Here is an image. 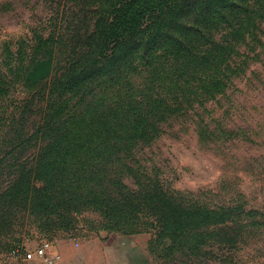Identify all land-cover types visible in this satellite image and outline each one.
I'll list each match as a JSON object with an SVG mask.
<instances>
[{
	"label": "rangeland",
	"instance_id": "374dc122",
	"mask_svg": "<svg viewBox=\"0 0 264 264\" xmlns=\"http://www.w3.org/2000/svg\"><path fill=\"white\" fill-rule=\"evenodd\" d=\"M180 1H184L186 6L192 0H154L153 9L173 8ZM81 3V0H0V139H12L15 133L11 131L14 130L23 139L32 137L30 145L13 151L0 144V159L9 153L8 161L0 162V192L6 185L14 183L21 173L26 174V179L37 188L43 186L37 181L43 176L53 180L60 175L62 188L68 186L65 179L72 177L67 193L70 199L76 194L85 197L87 193L100 192L89 180V184H79L77 180L79 171L71 162V149L79 146L76 148L78 161L83 160L81 163H87V168L95 169H85L87 179L89 175L92 181H98L99 176L105 173L109 179L119 181L126 188V193L137 191V181L144 191L157 187L174 205L201 206L208 209L206 211L216 212L220 216L215 221H222L216 223L217 228L229 230L235 237L234 244H227L222 241V237L228 238L227 235L208 231H187L180 236L176 231L174 236L171 226L165 225L159 232L166 237L153 235L150 240L145 233L118 240L116 237L109 240L108 237L110 242L119 241L126 245L120 253L111 252L116 258L119 255L124 259L117 260L116 264L118 261L125 264H264V89L256 81L249 84L248 73L227 92L231 101L214 94L209 80L194 85L190 90L193 104L184 106L190 111L181 117L167 113L177 110L180 104L174 101L173 85H164L161 78L143 70L136 61V75L124 76L121 83L127 92L131 88L134 91L135 98L127 107L118 104L110 108L103 119H96V116V120L88 125H82V122L72 124L62 141L61 137H56L61 141V147L50 151L43 149L45 134H41L51 112L48 107L41 108L45 103L44 89H41L43 82L33 84L32 81L47 73L50 76L59 73L64 62L76 53L80 45L76 38L82 24L78 14ZM149 22H142L140 26V29H146V35L152 27ZM129 32L124 30L122 36L125 40ZM107 55L110 56V52ZM38 62H43L44 67L39 68ZM33 69H37V73L29 76ZM250 69L258 72L264 81V64ZM57 93L50 97L53 107L61 104ZM156 97L162 100L154 105L155 100L152 99ZM100 98L105 103L118 102L114 93ZM30 99L33 107L28 104ZM220 99L222 101L218 104ZM25 106L28 107L21 116L16 114ZM228 107L231 111L226 114ZM139 110L150 112L149 122H159L156 134L150 135L146 130L148 128L140 121L142 114L138 115ZM87 112L88 107H83L78 113L85 115ZM131 113L135 118L126 117ZM157 113L163 121L157 118ZM14 118L21 122L8 126ZM198 124L199 129L203 126L208 128V132L201 136V142ZM238 126L250 127L253 131L250 137L245 138L244 132L238 133ZM119 132L122 133L116 136ZM225 132L231 134L234 142L219 146L228 136ZM211 141L216 143L211 144ZM104 146L116 147L113 150L118 151L111 158L119 162L113 165L116 178L110 175L109 166L88 164L96 154L89 150L104 151ZM79 151L83 152L80 154ZM57 155H60L58 159L51 158ZM52 189L54 191L56 187L53 185ZM107 193L115 198L118 191L110 187ZM37 195L41 194L27 192L16 195L10 192L12 203L7 217L20 220L23 222L21 226L26 228L14 229L13 238H18L21 244H13L12 235L9 239L0 237V264H21L14 251L20 249L21 254L34 251L42 241L57 246L75 239L77 243L91 245L109 236L107 218L94 208H85L83 203L82 209L86 210L81 211L77 204L75 209L81 210L63 216L64 220L53 217V211L41 212L44 216H38V205L45 199ZM56 221L66 223V227L64 224L53 227ZM253 223L263 224V227H251Z\"/></svg>",
	"mask_w": 264,
	"mask_h": 264
},
{
	"label": "trees",
	"instance_id": "16d2710c",
	"mask_svg": "<svg viewBox=\"0 0 264 264\" xmlns=\"http://www.w3.org/2000/svg\"><path fill=\"white\" fill-rule=\"evenodd\" d=\"M153 1L81 0L78 14L82 24L76 38V43L80 44L76 53L64 62L59 73L53 76L47 73L32 81L33 84L38 81L43 82L41 89H44L45 103L41 105V108L48 107L51 112L46 118L45 130L41 134L42 136L45 134L43 149L50 151L61 147L62 137L68 134L70 126L74 123L82 122V125L83 123L88 125L99 117L103 119L102 116L118 104L121 107H127L135 98L134 91L131 88L127 92L121 83L124 76L136 75V61L141 64L143 70L154 74L155 78H161L164 85H173L174 101L180 104L177 110H169L167 113H173L176 116H187L190 109L184 106L193 104L190 90L194 85L208 80L209 84L213 85L214 94L230 101L227 92L234 89V83L245 78L247 73L250 75L249 84L256 81L264 89V81L259 73L250 69L251 66L264 64V0H192L186 6L184 1H180L173 8L168 6L165 9L155 10ZM146 21L152 24L148 35H146V29H140L141 23L144 24ZM125 29L130 31L126 40L122 36ZM109 52L110 56L107 55ZM38 67H44V63L38 62ZM36 73L37 69H33L28 75ZM54 93H57V99L61 101L57 107H53L50 101ZM111 93L116 95L118 102L105 103L100 98L101 95ZM31 99L28 104L33 107L34 103ZM96 99L98 101L95 103ZM221 99L218 100V104L222 101ZM152 100H155L154 105H157L162 99L156 97ZM150 105L153 104L150 103ZM165 106L168 107L166 104ZM27 107L25 106L16 114L20 113L21 116ZM83 107H88V112L80 115L78 112ZM229 109L228 107L226 114L230 113ZM127 113H129L128 109ZM139 114H142L140 121L148 128L146 130L149 134H156L159 122L157 124L149 122V111L139 110ZM129 116L135 118L134 113L126 117ZM156 116L163 121L158 113ZM19 119L22 120V118ZM18 122L21 121L14 118L8 126H14ZM238 127V133L244 132L245 138H249L253 132L250 127ZM197 128L199 139L208 132L206 126L199 129L198 124ZM232 128L235 129V126L233 125ZM11 132L15 133L12 139H0V144L6 149L10 148L13 151L32 142V137L23 139L17 130ZM121 133L119 132L116 136ZM226 134L227 138L219 143V146L232 145L234 142L231 134ZM56 137H61V141ZM251 141L249 139V142ZM207 143L210 144L209 141ZM214 143L216 142L211 141V144ZM78 147L73 146L71 149V162L78 167L77 171H79L77 180L79 184H89V180L92 186L100 189V192L87 193L85 197L76 194L70 199L67 193L72 185L70 182L73 180L72 177L65 179L69 183L62 188L59 185L60 175H56L53 180L43 176L37 179L38 182L43 183V186L37 188L29 179H26V174L21 173L14 183L6 185L0 192V237L9 239V235L10 238L12 235L13 238L15 227L20 229L21 224L23 225L20 220L7 217L11 202L10 192L13 191L16 195H25L27 192L40 193L41 195L37 196L41 199L44 197L45 201L38 205V216H44L41 212L53 211L55 212L53 217L64 220L63 216L67 217L69 214L79 212L83 203L85 208H94L107 218L110 224L108 225L109 233L126 236L145 233L151 240L153 235L158 238L166 237V234L159 232L165 225L171 226L174 236L176 231L180 233L177 236L187 231L192 233L208 231L222 236L225 234L228 238L222 237V241L234 244L235 237L228 232L229 230L226 231L223 228L226 231L224 232L217 228L216 223L222 221H215V219L220 215L214 211H206L208 209L205 207L174 205L157 187L150 191L140 189V181H137V191L126 193L124 192L126 188L119 181L109 179L110 177L104 175L105 173L99 176L98 181H92L89 175L87 179L85 174L87 163H81L83 160L78 161V150H76ZM106 148L110 150L106 151ZM115 148L104 146V151L89 150L96 154L92 156L95 157L94 160H88V164L109 166L110 175L116 178L113 165L119 162L117 159H111L118 153L113 150ZM81 152L83 151H79L80 154ZM7 156L9 153H6L0 162L6 163L9 159ZM59 157L60 155L51 156L52 159ZM88 169L95 171L93 167ZM96 174L99 175L97 171ZM53 185L56 187L54 191ZM81 186L84 188V185ZM110 187L118 191L117 195L114 194L115 198L107 193ZM51 191L54 193L52 194ZM77 204L80 210L75 209L74 206ZM83 210L86 209L81 211ZM60 224L66 227V223H58V221L54 222L53 227ZM250 226L260 228L263 224L253 223ZM22 228L25 230L26 227ZM249 232L254 233L252 229H249ZM13 242V244H21L22 241L14 237Z\"/></svg>",
	"mask_w": 264,
	"mask_h": 264
},
{
	"label": "crops",
	"instance_id": "0c3cea01",
	"mask_svg": "<svg viewBox=\"0 0 264 264\" xmlns=\"http://www.w3.org/2000/svg\"><path fill=\"white\" fill-rule=\"evenodd\" d=\"M109 236L102 237L100 242H92L91 245L80 244L75 239H70L68 242L54 246L53 250L59 255V260L52 264H116V261L122 257L118 255L116 258L111 252L116 251L118 253L125 250V244L117 241L116 243L110 242V237L119 238H132L138 237V235H121L119 233H108ZM109 237V240L107 239ZM70 241V242H69ZM124 247V248H123ZM36 249V248H35ZM34 249V250H35ZM50 256V253H48ZM123 259V258H122ZM124 260V259H123ZM30 264H45L42 260L36 259ZM117 264H125L123 261Z\"/></svg>",
	"mask_w": 264,
	"mask_h": 264
},
{
	"label": "built area",
	"instance_id": "2783aa9c",
	"mask_svg": "<svg viewBox=\"0 0 264 264\" xmlns=\"http://www.w3.org/2000/svg\"><path fill=\"white\" fill-rule=\"evenodd\" d=\"M51 242L42 241L34 251L24 252L21 254L20 249L14 251V256L20 257L21 264H30L36 259L42 260L45 264H52L59 260V255L53 250ZM50 253V256H48Z\"/></svg>",
	"mask_w": 264,
	"mask_h": 264
}]
</instances>
